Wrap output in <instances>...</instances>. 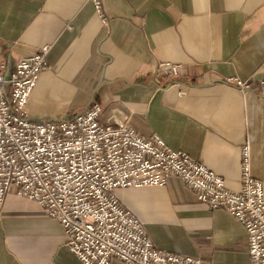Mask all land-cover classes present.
Returning a JSON list of instances; mask_svg holds the SVG:
<instances>
[{
  "label": "crops",
  "instance_id": "obj_1",
  "mask_svg": "<svg viewBox=\"0 0 264 264\" xmlns=\"http://www.w3.org/2000/svg\"><path fill=\"white\" fill-rule=\"evenodd\" d=\"M0 0V61L48 45L25 105L35 121L68 119L92 102L99 120L158 134L173 149L240 188L241 147L264 183V0ZM179 63L175 78L157 63ZM248 82L238 88L229 77ZM183 91V93H179ZM159 249L199 264H250L243 225L199 203L172 175L163 186L117 190ZM61 224L33 200L0 201V264H83L64 243ZM111 264H124L112 259Z\"/></svg>",
  "mask_w": 264,
  "mask_h": 264
},
{
  "label": "built area",
  "instance_id": "obj_2",
  "mask_svg": "<svg viewBox=\"0 0 264 264\" xmlns=\"http://www.w3.org/2000/svg\"><path fill=\"white\" fill-rule=\"evenodd\" d=\"M103 23L101 0H89ZM48 45L19 58L6 72L0 61V201L14 190L58 220L64 243L83 264H199L200 259L156 248L140 219L120 202L117 190L163 186L179 177L209 209L222 208L246 232L250 264H264V183L250 172L249 149L241 147L240 188L156 133L141 136L128 125L102 123L92 102L68 119L35 121L28 97L48 66ZM179 63L160 60L157 72L179 75ZM240 89L248 82L228 78ZM183 93V91H179Z\"/></svg>",
  "mask_w": 264,
  "mask_h": 264
}]
</instances>
